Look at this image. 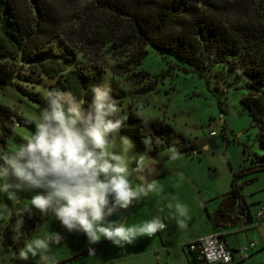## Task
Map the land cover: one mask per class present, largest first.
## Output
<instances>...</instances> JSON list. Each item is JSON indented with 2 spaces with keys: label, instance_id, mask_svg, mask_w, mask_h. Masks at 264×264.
<instances>
[{
  "label": "rangeland",
  "instance_id": "1",
  "mask_svg": "<svg viewBox=\"0 0 264 264\" xmlns=\"http://www.w3.org/2000/svg\"><path fill=\"white\" fill-rule=\"evenodd\" d=\"M52 1L59 5L63 28L85 5V0ZM15 3L23 12L31 9L28 0ZM65 38L58 36L38 57L16 54L0 60L12 83L0 89V105L17 116L9 136L0 130V264H195L186 247L171 249L168 259L164 251L157 253L159 238L147 233L163 223L169 230L166 240L178 242L203 231L209 221L203 210L197 213L199 198L187 178L204 181L201 196H208L216 182L226 184L248 162L247 153L261 154L241 103L246 89L224 65L197 72L147 46L133 72L156 76L157 83L135 94L146 82L133 86L126 79L129 73L116 77L110 72L130 52L113 54L107 44L95 53ZM66 44L74 53L72 64L65 61ZM50 59L66 70L98 74L90 102L72 101L66 90L49 100L48 86L55 79L29 69ZM107 90L122 93L121 104L110 110L111 101L103 96ZM129 111L169 124L188 139L189 153L173 139L157 152L143 139L142 149L133 137L109 126V117ZM208 141L214 149L204 148ZM253 175L241 189L243 196L264 200V170ZM7 222L10 241L3 237ZM243 235L227 234L226 239L231 244L234 236ZM257 256L237 264H251Z\"/></svg>",
  "mask_w": 264,
  "mask_h": 264
},
{
  "label": "trees",
  "instance_id": "2",
  "mask_svg": "<svg viewBox=\"0 0 264 264\" xmlns=\"http://www.w3.org/2000/svg\"><path fill=\"white\" fill-rule=\"evenodd\" d=\"M28 1L31 9L23 12L15 0H0V60L16 54L38 57L60 35L66 37L67 44L79 41L95 53L110 44L113 54L124 56L130 52L125 62L110 68L111 74L120 77L129 73L126 79L133 86L146 82L134 90L135 94L153 90L157 83L156 76L149 79L144 71L133 72L147 46L197 72L224 65L247 91L241 103L256 129L255 141L261 154L247 153L248 162L232 173L229 189L220 198L231 196L240 209L246 208L240 191L255 179L253 174L264 170V0H85L82 13L74 15L67 28L60 25L59 5L54 1ZM67 44L65 61L72 64L74 53ZM29 70L55 79L48 86L50 101L66 90L70 100L88 103L99 83L98 74L66 70L54 59L31 63ZM11 84L10 72L0 62V89ZM21 92L37 100L36 94ZM103 96L111 101L107 110L121 104V92L107 90ZM16 120L15 112L0 105L4 136L10 135ZM109 126L118 127L124 137H133L142 149L146 147L143 139L148 140L152 152L168 147L166 141L173 139L189 153L188 139L164 121L143 119L129 111L126 116L119 113L109 117ZM30 227L26 225L25 231ZM8 228L7 222L3 237L10 241L5 233Z\"/></svg>",
  "mask_w": 264,
  "mask_h": 264
},
{
  "label": "crops",
  "instance_id": "3",
  "mask_svg": "<svg viewBox=\"0 0 264 264\" xmlns=\"http://www.w3.org/2000/svg\"><path fill=\"white\" fill-rule=\"evenodd\" d=\"M191 186L196 190L197 196L199 198L198 202H195L194 206L197 208V213L200 214L201 210L204 211L206 214V218L209 221V224L205 226L203 231H200L199 233L190 235L187 239L180 240L178 242H168L167 235L169 234V230L167 228L159 231L157 233V236L159 238L160 245H156V252L164 251L166 254L165 258H169V255L171 253V249L174 250H182V247H185V245L189 242L195 241L199 238H203L205 236H208L214 232H220L224 234L225 241L227 245L234 250V263L237 264L238 262H242L239 258V255L235 252V250L241 246L246 245L250 240H256L258 241L262 236H264V200L261 197H255V198H248L243 196L242 190L240 191V194L242 196V199L246 205V209L251 214V220L250 222L246 223L244 220H241L238 222L235 226H227L224 228L216 229L214 225L212 224L211 214L216 210L218 201L221 199L220 196L224 195L228 189H229V183L227 181L226 184L219 185L218 182L213 185L211 189H208L209 194L208 196H201V190L203 188V185L205 184L202 180L197 179H189ZM222 200V199H221ZM254 206V207H252ZM261 207L263 208V214L260 217H255L254 212L257 211V209ZM211 213V214H210ZM238 232H244L243 237H237L234 236V239L232 240L231 244L230 241L226 239L227 234H237ZM258 255L253 261H251V264H262L264 261V246L259 247L252 251L248 258L253 257V255ZM262 257V258H261ZM247 258V259H248ZM246 260V259H245ZM244 260V261H245ZM183 264H189L187 261H184Z\"/></svg>",
  "mask_w": 264,
  "mask_h": 264
},
{
  "label": "built area",
  "instance_id": "4",
  "mask_svg": "<svg viewBox=\"0 0 264 264\" xmlns=\"http://www.w3.org/2000/svg\"><path fill=\"white\" fill-rule=\"evenodd\" d=\"M222 116L223 114L221 113L220 121H222ZM209 135L211 137L214 136V131H210ZM262 214L263 208L261 207L254 212L255 217H260ZM165 228L166 226L163 223L153 225L151 230L147 233L148 238H151L153 234H157ZM262 246H264V236H262L258 241L250 240L246 245L237 248L235 252L239 255L240 260L244 261L249 257L252 251ZM185 247L193 254L195 264L234 263V250L227 245L224 234L220 232H214L208 236L189 242L185 245Z\"/></svg>",
  "mask_w": 264,
  "mask_h": 264
},
{
  "label": "water",
  "instance_id": "5",
  "mask_svg": "<svg viewBox=\"0 0 264 264\" xmlns=\"http://www.w3.org/2000/svg\"><path fill=\"white\" fill-rule=\"evenodd\" d=\"M206 147L211 149L215 148L212 141H208L204 148ZM149 181L150 179L146 182V186L148 185ZM246 208L240 209L236 199L231 196L223 197L220 201L219 209L214 211L211 215L214 227L216 229H220L227 226H235L241 220H244L246 223L250 222L251 215Z\"/></svg>",
  "mask_w": 264,
  "mask_h": 264
},
{
  "label": "flooded vegetation",
  "instance_id": "6",
  "mask_svg": "<svg viewBox=\"0 0 264 264\" xmlns=\"http://www.w3.org/2000/svg\"><path fill=\"white\" fill-rule=\"evenodd\" d=\"M219 204H220V202L218 203L216 210H218V209H219ZM216 210H215V211H216Z\"/></svg>",
  "mask_w": 264,
  "mask_h": 264
}]
</instances>
